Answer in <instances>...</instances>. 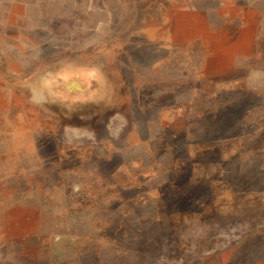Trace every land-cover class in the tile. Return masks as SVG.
Returning a JSON list of instances; mask_svg holds the SVG:
<instances>
[{"label":"rangeland","instance_id":"374dc122","mask_svg":"<svg viewBox=\"0 0 264 264\" xmlns=\"http://www.w3.org/2000/svg\"><path fill=\"white\" fill-rule=\"evenodd\" d=\"M252 68L264 0H0V264H264Z\"/></svg>","mask_w":264,"mask_h":264},{"label":"clouds","instance_id":"9594fccd","mask_svg":"<svg viewBox=\"0 0 264 264\" xmlns=\"http://www.w3.org/2000/svg\"><path fill=\"white\" fill-rule=\"evenodd\" d=\"M46 78H42L38 85L31 89V102L35 105H41L48 101L45 95ZM247 88L249 91L257 94H264V68H252L248 73Z\"/></svg>","mask_w":264,"mask_h":264}]
</instances>
